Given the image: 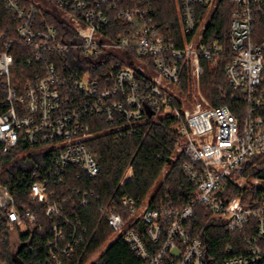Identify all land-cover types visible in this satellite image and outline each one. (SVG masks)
<instances>
[{
    "label": "built area",
    "instance_id": "obj_1",
    "mask_svg": "<svg viewBox=\"0 0 264 264\" xmlns=\"http://www.w3.org/2000/svg\"><path fill=\"white\" fill-rule=\"evenodd\" d=\"M143 1L128 0L135 5L121 7L120 0H52L47 6L41 0H0V13L12 16L18 36L10 39V32L0 27V78L6 92L0 100V147L10 150L26 145L35 148L42 159L47 156L30 170L34 180L29 196L44 205V214L52 223L50 259L61 264V258L84 238L79 220L72 221L64 213L68 201L49 187L63 182L68 167L89 178L98 175V162L87 145L95 136L88 117L102 116L112 124L116 137L125 138L136 134L148 118L161 114L181 137L179 147L187 161L180 171L195 185L196 197L183 207L170 197L140 206L125 198L122 205L128 221L117 209L102 213L113 233L110 239L121 237L142 264H205L203 241L192 237L185 227L195 206L201 205L226 231L244 234L240 252L224 264H264V245L259 243L264 240V188L259 187L258 198L252 196L246 204L242 196L227 195L230 182L245 183L238 174L245 160L264 156V34L256 27V17L264 15V1L230 0L232 57L224 73L232 98L238 101L237 114L226 105L211 106L201 92V60L216 63L221 45L201 41L208 13L199 14L205 5L209 12L216 0H180V47L166 41L150 23L148 10L140 6ZM40 6L66 21L73 36L62 37L39 16ZM114 17L129 28L109 41L107 31ZM16 43L27 51L25 65L33 68L18 86L13 85L10 73V52ZM70 53L76 61L73 69L81 72L77 77L64 75L55 63L56 58ZM110 53L122 55L128 65H113L117 68L114 83L101 86L90 70L107 61ZM143 59H150V66ZM183 66L185 90L181 86ZM192 97L195 102L190 103ZM201 137L209 141L203 142ZM24 158L26 155L19 159L21 169H27ZM130 175L129 168L121 183ZM87 198L85 193L80 204L85 205ZM0 211L5 213L7 229L25 230L37 220L33 212L18 210L14 196L2 184ZM62 223L71 227L68 240Z\"/></svg>",
    "mask_w": 264,
    "mask_h": 264
},
{
    "label": "trees",
    "instance_id": "obj_2",
    "mask_svg": "<svg viewBox=\"0 0 264 264\" xmlns=\"http://www.w3.org/2000/svg\"><path fill=\"white\" fill-rule=\"evenodd\" d=\"M41 1L46 6L52 3V0ZM179 2L180 0H144L140 5L148 10L150 23L157 27L166 41L173 42L177 47L183 44ZM119 5L134 6L135 3L120 0ZM200 11L199 16L208 13L201 41L217 42L221 45V52L216 63L213 64L206 59L201 60L204 68L200 82L201 92L211 106L226 105L234 114H237L238 101L232 98L233 91L224 73V68L232 57L229 40L232 5L230 0H216L209 12L206 5L201 7ZM39 14L54 25L62 37L73 36L69 24L54 16L52 11L40 6ZM15 25L12 16L6 11H1L0 27L10 32V39L17 40L18 36L14 33ZM256 27L258 32L264 34L263 14L256 17ZM128 28L129 26L121 20L112 18L107 31L108 40H116V34H126ZM65 31L66 34H64ZM10 54L11 79L13 85L18 86L33 73V68L25 65L27 51L19 43L14 45ZM55 60L56 66L64 75L77 77V74L81 73L80 69H73L76 61L72 53ZM143 60L146 66H150V59ZM113 65H128V62H125L122 55L116 57L114 53H110L107 61L99 63V66L94 69L91 68V77L98 80L101 86H112L117 69L112 68ZM149 72L152 70L150 69ZM186 77V67L183 66L181 68L183 90L186 89ZM70 94L76 93L70 92ZM5 96L4 82L1 80L0 100ZM88 121L95 136L88 141L87 145L98 162V175L96 178H89L77 168L68 167L63 173V182L49 187V190L68 201L64 213L72 221L78 219L81 229L85 230L83 241L74 247L68 256L61 258V264H84L86 257L101 249L113 234L105 218L102 217L103 211L117 209L128 221L130 218L122 205V200L131 199L138 206L142 205L160 177V184L150 203L157 204L164 201L166 197H170L176 206L183 207L196 197L195 185L180 171L181 165L187 161L179 147L181 137L167 117L148 118L136 134L125 138L116 137L111 131L112 124L106 123L102 116H89ZM23 154L26 155L23 161L26 162L27 169H21L18 166L19 159L15 161L16 157ZM46 157L42 159L35 148L26 145L10 150H2L0 147V184L7 186L21 213L29 210L36 215L37 219L35 223L26 225L25 230L17 227L7 229L5 213L0 211V264H54L49 256V243L53 239L52 223L44 214V205L32 200L29 196V188L34 180L30 170L35 163L45 161ZM129 168L131 169L130 177L121 183ZM238 174L245 178V183L238 185L230 182L227 195L242 196L245 204L252 196L254 199L258 198L262 190L255 187V184L258 181H264V156H253L245 160L238 169ZM85 193H88L87 202L81 205L79 199ZM63 227L65 239L68 240L71 227L65 224ZM185 227L192 237L203 241L205 264H224L226 259L237 255L244 245V234L226 231L224 226L201 205L195 206L193 216ZM140 228L143 226L140 225ZM64 242L65 240L61 245ZM259 243L264 245V240H260ZM229 248L230 254L227 253ZM90 264H142V261L119 237Z\"/></svg>",
    "mask_w": 264,
    "mask_h": 264
},
{
    "label": "rangeland",
    "instance_id": "obj_3",
    "mask_svg": "<svg viewBox=\"0 0 264 264\" xmlns=\"http://www.w3.org/2000/svg\"><path fill=\"white\" fill-rule=\"evenodd\" d=\"M1 80H2V79L0 78V81H1ZM164 83H165V81H164ZM169 87L172 88L171 86H169ZM192 93H193V96H195L194 90H192ZM195 97H197V96H195ZM204 97H205V96H204ZM205 98H206V97H205ZM192 102H195V99H194L193 97H192L190 103H192ZM161 116H162L161 114H156V115L153 116V118H154V119H158V118H160ZM200 140H202L203 142H205V141H209V140L205 139V137H201ZM23 156H24V155H19V157H16V158H15V161H17L16 159H21ZM18 166H19V164H18ZM160 181H161V177L158 179V181L155 183L154 187H153V188L151 189V191L149 192V194H148V196H147V198H146V202L150 201V199L152 198L154 192L157 190V188H158V186H159V184H160ZM256 185H257L258 187L264 188V181H258V182H256ZM116 237H117V235H114L111 239L109 238L108 242H107V243H106L101 249H98V250L94 251L92 254H90V256H89L88 259L86 260L85 264H90L91 262H93V260H94V259H95V258H96V257L102 252V251H104V249H105L108 245H110V243H111L112 241H114V240L116 239Z\"/></svg>",
    "mask_w": 264,
    "mask_h": 264
}]
</instances>
